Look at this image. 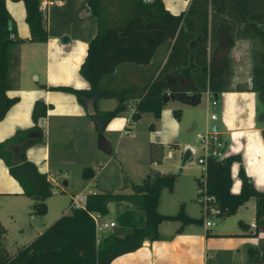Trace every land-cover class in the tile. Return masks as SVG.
<instances>
[{"label": "trees", "instance_id": "1", "mask_svg": "<svg viewBox=\"0 0 264 264\" xmlns=\"http://www.w3.org/2000/svg\"><path fill=\"white\" fill-rule=\"evenodd\" d=\"M22 2L28 28L26 40L44 41L47 33L38 8L39 0ZM85 2L96 19L95 33L88 40L78 66V73L88 87L58 85L54 88L72 92L78 100L89 99L88 115L98 133L113 116L126 109L128 99L132 100L129 117L136 121L144 112L157 118L165 103L164 97L186 100L185 92H191L198 100L201 92L213 95L229 89V49L236 39L249 42L251 71L247 89L263 94L264 113V0H189L186 8L176 14L167 11L161 0ZM109 6L113 8L108 9ZM12 31L13 21L4 0H0V118L16 99L7 96L5 91L15 84L17 48L25 40L10 36ZM160 44L168 48L164 61L153 78L137 91L135 84L126 79L124 67L147 64ZM109 97L115 98L116 104L111 109H98L97 99ZM45 108L44 103L34 101L33 125L16 130L0 141V158L22 193L31 199L30 212L34 215L45 213V198L57 189L23 153L27 145L41 139L36 119L44 115ZM171 111L177 119L178 109ZM148 127H152L151 122ZM261 132L264 137V129ZM233 160H239L238 154L221 158L205 156L203 185L205 193L212 196L208 204L217 209L213 217L234 213L236 207L251 196L254 198V227L249 233L264 232V190L254 188L239 165V190L231 192L229 166ZM92 174L90 166L82 167L83 178ZM175 176V172L150 171L141 184H131L130 191L87 192L82 207H68L67 212L59 214L12 253L3 245L5 229L0 224V264H109L113 257L136 249L143 240L157 239L156 225L160 220H178L177 230L185 223H201L202 215H187L181 204L174 213L162 214L157 210L160 190H170ZM199 183L197 178L196 185ZM112 200H125L133 207L119 212L110 231L96 241L90 213L104 214L107 202ZM237 224L245 226L239 220ZM245 260L264 264V244L246 245Z\"/></svg>", "mask_w": 264, "mask_h": 264}, {"label": "crops", "instance_id": "2", "mask_svg": "<svg viewBox=\"0 0 264 264\" xmlns=\"http://www.w3.org/2000/svg\"><path fill=\"white\" fill-rule=\"evenodd\" d=\"M161 2L167 11L176 14L186 8L189 0ZM44 3L39 10L43 16L47 37L44 41H29L26 40L28 28L24 20L22 0H4L5 8L13 21L11 34L25 40L20 42L17 48L15 84L5 91L7 96H15L16 99L0 118V141L10 137L16 130L30 128L33 125L31 109L34 101L44 103L45 113L36 119L41 139L27 145L23 153L24 158L31 161L39 172L44 173L55 187H60L55 176V171H60V166L76 161L81 170L84 166H90L92 159L98 155L93 146L94 144L96 146V137L99 133L88 115L89 99L78 100L72 92L54 88L58 85L82 89L88 87L86 80L78 73V66L84 57L88 40L95 33L96 19L90 13L85 0H54L52 3ZM63 35L67 37L65 41L61 40ZM167 50L165 44H160L147 64L126 65L124 67L126 79L135 84L129 77L132 73L142 85L152 79L164 61ZM229 56L231 60L229 89L218 92L215 98L207 91L201 92L198 100L193 93L185 92L187 99L180 100L184 106H194L203 93L205 104L209 103L216 108V112H211L215 114L214 119H210L209 113H206L205 130L215 128L218 131L219 137L225 141L224 155L239 156V160H233L229 166L231 179L229 190L234 193L239 190L240 180L237 174L239 165L242 166L252 186L264 190V137L261 132L264 129V117L257 112L255 99L257 95L262 101L263 94L247 89L251 71L249 42L246 39L234 40L229 49ZM135 86L137 91L141 87L136 84ZM235 86L242 88L235 89ZM103 99L99 98L96 102L100 110L111 109L117 102L115 98L112 103H106L102 101ZM128 101L129 113L124 116L118 114L119 117L116 114L105 124L102 131L111 134L113 131L111 127L114 126L121 134L128 135L130 134L128 124L136 126L142 114H148L150 119L148 123H152L147 132V145L151 151L148 172L170 171L169 168L161 166L160 153L162 156L172 157L175 165L183 163L191 151L188 149V143L180 137L181 117L175 119L171 116L169 108L162 106L157 118L144 112L138 120L132 121L129 117L132 100H127V106ZM102 102L108 105L100 106ZM259 120L262 121V127L256 124ZM194 125L195 121L191 127ZM102 136L107 140L106 136ZM108 142L110 144V141ZM185 149H188L189 153L180 161ZM67 175L68 172L63 171L65 177L61 182L63 186L68 184ZM192 177L196 183L197 177L194 174ZM83 179L85 183L82 189L92 184L90 181L92 176ZM131 184L135 183L132 182L129 186ZM85 188L86 193L106 190L95 186ZM172 188L173 184L170 190L165 189L169 192L168 195L163 193V188L160 190L157 210L162 214L174 213L181 204L187 215L192 217L202 215L201 223H185L177 230L180 225L178 220H160L156 225L159 235L157 239L143 240L136 249L113 257L109 264H220L221 255L226 260L225 264H261L247 263L245 260L246 245L264 244V232L249 233L254 227L251 225L254 221L253 197L250 196L239 204L234 213L220 217V223L210 228L214 224H204L200 204L199 212L189 210L187 204L191 198L173 193ZM62 190L66 191L69 199L72 195H84L65 188ZM30 203L31 199L22 193L20 185L8 173L5 163L0 158V224L5 229L3 245L10 253L28 243L47 226L41 219L47 212V203L45 202L46 211L42 215L32 214ZM132 207V204L125 200H112L107 202L106 212L101 217L106 221H114L119 212ZM68 209L67 205L59 214L67 212ZM238 220L245 226L239 227ZM226 221L230 222V227L224 225ZM110 229L107 228L100 234L104 236Z\"/></svg>", "mask_w": 264, "mask_h": 264}, {"label": "rangeland", "instance_id": "3", "mask_svg": "<svg viewBox=\"0 0 264 264\" xmlns=\"http://www.w3.org/2000/svg\"><path fill=\"white\" fill-rule=\"evenodd\" d=\"M112 8V6L108 7V9ZM132 74L129 75L130 79L133 80L138 87H140L142 83L135 77L134 74ZM248 84H250V80ZM237 85L244 86L243 84ZM204 97L205 95L202 93L199 102L194 106H184L182 101L178 98H170L163 104V107L165 106L169 108L172 117L174 116L171 110L173 108L178 109L179 118L181 117L180 137L188 143V149L191 152L183 163L177 165L173 163L174 161L172 157H166L164 155L162 156L160 153L159 157L162 159L161 166L169 168V172L176 173L172 192L184 194V196L187 198L190 197L191 199L187 204L188 209L194 212H199V203L196 199L197 187L192 174H194L197 178L203 176L202 164L197 162L196 159L197 156L202 153V151L196 144L195 132L203 133L205 131L204 125L206 122V113L216 112V108L213 105L209 103L207 105L205 104ZM255 99L258 110L257 112L261 113L264 117L263 102L257 95ZM102 101H106V103H112L113 98H104ZM106 103L102 102L100 106L103 104L108 105ZM128 104L127 110L119 111L116 115L117 117L120 115L124 116L129 113V101ZM149 120L148 114H142V117L138 120L136 126H133L132 123L128 124L130 127V134L128 135L121 134L119 129L115 128L114 126L111 127L113 131L110 133L112 135L101 130L102 135L106 136L107 140L110 141L111 151L110 153H105L97 149L94 144L93 149H95L98 155L96 158H93L92 163L89 164L91 167H93V175L92 179L90 180L92 184L86 185L85 187L95 186L111 191H128L131 188L129 186L130 183L133 182L135 184H141L143 177L149 171L147 166L149 154H151L150 148H148L147 145V132L149 131L147 123ZM193 121H195V125L191 127ZM163 146L166 147L165 144ZM62 166H60V171H55V176L58 178L60 186L55 188L59 190L57 192H52L48 197H46L45 202L47 203V212L43 217L41 216V219H43L47 225L53 219H55L61 209H64L68 205L69 195H67L66 191H63L62 188H65V190L68 191H74L75 193H86L87 188L84 187L82 189L85 180L81 176V170L80 167L78 168L76 161L72 162V164ZM63 171L68 172V184L66 186L61 184L63 178H65L63 176ZM162 191L165 193V195L166 193L167 195L169 193L166 192L165 188H163ZM100 219L104 220L101 215ZM211 220L214 225L210 226V228H213L220 223L221 218L214 217ZM224 225L226 227H230V222L226 221L224 222ZM101 237H103V235L100 233H95L96 241L100 240ZM221 256V260L219 262L220 264H225L226 260L223 255Z\"/></svg>", "mask_w": 264, "mask_h": 264}, {"label": "built area", "instance_id": "4", "mask_svg": "<svg viewBox=\"0 0 264 264\" xmlns=\"http://www.w3.org/2000/svg\"><path fill=\"white\" fill-rule=\"evenodd\" d=\"M54 0L41 1L39 0L38 8L41 9L43 5L46 3H52ZM10 36H13L10 33ZM209 118L214 119L215 114L209 113ZM195 140L199 149L202 151L201 154L197 156V162L202 164L203 173H204V162L205 156L211 155L217 158H221L224 156V147L223 140L219 137L218 131L215 128L205 130L203 133L195 132ZM192 149V148H191ZM199 184L197 186V200L202 209L204 224L209 225L212 224L213 215L217 212V209L208 204V202L212 199V196L205 193L204 185H203V176L198 178ZM52 192H57V189H53ZM84 204V195L77 196L72 195L70 197V202L68 207H82ZM90 216L94 222L95 233H100L101 231L111 228L115 222L113 220H101L100 214L97 212L90 213ZM253 225V223L251 224Z\"/></svg>", "mask_w": 264, "mask_h": 264}, {"label": "water", "instance_id": "5", "mask_svg": "<svg viewBox=\"0 0 264 264\" xmlns=\"http://www.w3.org/2000/svg\"><path fill=\"white\" fill-rule=\"evenodd\" d=\"M66 38L67 37L65 35H63L61 37V40L65 41ZM213 97L215 98L216 94H213ZM167 99H168V97H164L163 100L166 101ZM257 125L259 127H262V121L261 120L257 121ZM223 145H225V141L223 142ZM96 146H97L98 149H100L101 151H103L105 153H109L110 152V144H109V142L100 133L96 137ZM188 153H189V150L185 149L184 152H183V156H182L181 161H183L186 158Z\"/></svg>", "mask_w": 264, "mask_h": 264}]
</instances>
